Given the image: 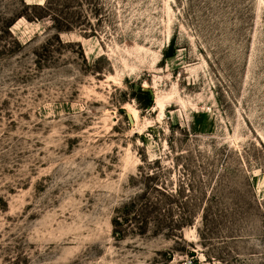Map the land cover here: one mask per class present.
Wrapping results in <instances>:
<instances>
[{"label":"rangeland","instance_id":"rangeland-1","mask_svg":"<svg viewBox=\"0 0 264 264\" xmlns=\"http://www.w3.org/2000/svg\"><path fill=\"white\" fill-rule=\"evenodd\" d=\"M0 264H264V0H0Z\"/></svg>","mask_w":264,"mask_h":264},{"label":"trees","instance_id":"trees-1","mask_svg":"<svg viewBox=\"0 0 264 264\" xmlns=\"http://www.w3.org/2000/svg\"><path fill=\"white\" fill-rule=\"evenodd\" d=\"M163 195L167 196V197H173V195H171L167 190H163ZM146 196L143 195H138L136 196L135 198H133L129 204H127L126 206H124V210H123V217H133L135 220H137V223L138 224H142V226H144L148 220L146 221V216H145V213H144V209L149 207V206H157V204H154V203H151L149 200H147L146 198V203H144V200H145ZM125 224H132V219L130 218H125V219H122ZM119 219L115 220L114 221V225L115 227L117 228V226H120V223H119ZM127 225V226H128ZM159 227H157L154 231V233L158 234L160 232V229H158ZM133 227L132 225L128 226V230H132ZM137 230L143 232L144 231V228H139L137 227ZM126 230L125 231H118L115 230V236H118L119 238H124L126 235Z\"/></svg>","mask_w":264,"mask_h":264}]
</instances>
